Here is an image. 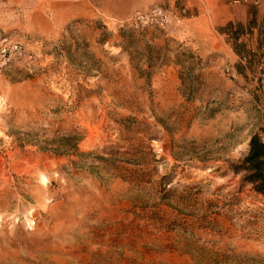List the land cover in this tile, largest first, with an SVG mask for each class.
Masks as SVG:
<instances>
[{
  "label": "rangeland",
  "instance_id": "rangeland-1",
  "mask_svg": "<svg viewBox=\"0 0 264 264\" xmlns=\"http://www.w3.org/2000/svg\"><path fill=\"white\" fill-rule=\"evenodd\" d=\"M257 3V4H256ZM0 264H264V0H3Z\"/></svg>",
  "mask_w": 264,
  "mask_h": 264
},
{
  "label": "trees",
  "instance_id": "trees-1",
  "mask_svg": "<svg viewBox=\"0 0 264 264\" xmlns=\"http://www.w3.org/2000/svg\"><path fill=\"white\" fill-rule=\"evenodd\" d=\"M232 168L235 174L243 173L242 181L264 197V143L257 135L250 138L245 157Z\"/></svg>",
  "mask_w": 264,
  "mask_h": 264
},
{
  "label": "built area",
  "instance_id": "built-area-1",
  "mask_svg": "<svg viewBox=\"0 0 264 264\" xmlns=\"http://www.w3.org/2000/svg\"><path fill=\"white\" fill-rule=\"evenodd\" d=\"M30 59L31 56L22 43L11 39L0 31V72Z\"/></svg>",
  "mask_w": 264,
  "mask_h": 264
}]
</instances>
